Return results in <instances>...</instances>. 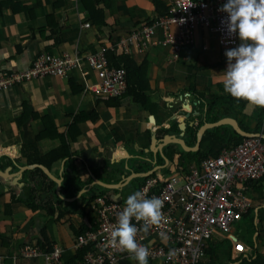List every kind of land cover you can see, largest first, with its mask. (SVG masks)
Segmentation results:
<instances>
[{
  "label": "crops",
  "instance_id": "1",
  "mask_svg": "<svg viewBox=\"0 0 264 264\" xmlns=\"http://www.w3.org/2000/svg\"><path fill=\"white\" fill-rule=\"evenodd\" d=\"M172 1L0 0V72L28 71L41 53L56 56L78 51L86 56L116 47L141 25L166 15ZM85 24L90 25L89 29H83ZM172 32H176L174 27ZM203 34L196 30L192 46L183 48L175 62L170 48L157 44L162 41L161 34L156 37V45L144 53L134 49L127 54L118 49L109 51L130 58L140 68L149 86L146 107L135 103L132 96L118 99V104L105 102L107 99L86 90L77 71L68 78L31 80L0 91V169L16 174L0 176L2 264H38L25 259L12 261L18 248L28 243L46 250L57 244L64 248L63 260L71 261L76 234L93 225L88 206L94 196L126 200L145 178L165 179L180 168L195 165L205 151L201 146L204 132L198 141L196 133L192 140L186 132L197 124L210 123L204 114L206 103L215 100L221 105L227 97L222 83L227 57L216 41V47L207 46ZM86 81L96 82V77L89 73ZM239 103L242 114L257 120L256 106ZM218 108L213 115L223 112L222 105ZM45 116L64 137L70 154L48 167L31 165L23 155V147L32 143L36 144L38 157L58 148L59 139L37 140L44 130L41 118ZM225 118L236 121L232 116ZM71 126L79 131L75 139L68 134ZM254 126L258 128L256 134L264 139V113ZM231 132L225 130L220 145L233 141ZM168 135L192 150L168 144ZM29 166L33 167L19 173ZM37 166L46 168L53 179ZM36 168L49 181L32 173ZM247 189L251 205L231 231L230 237L235 240L212 238L208 245L218 247L211 252L210 261L207 258L201 264H246L244 258L258 256L262 259L259 264H264V177L248 183ZM239 224L245 226L244 232L237 229ZM234 242L244 246L243 253L232 251ZM123 264L138 262L128 258Z\"/></svg>",
  "mask_w": 264,
  "mask_h": 264
},
{
  "label": "built area",
  "instance_id": "2",
  "mask_svg": "<svg viewBox=\"0 0 264 264\" xmlns=\"http://www.w3.org/2000/svg\"><path fill=\"white\" fill-rule=\"evenodd\" d=\"M227 0H173L166 15L145 23L116 43V47L104 48L95 54L80 55L64 52L60 55L41 53L24 72H0V91L31 80L43 78H68L77 71L84 80L87 91L100 98L126 97L129 94L127 74L124 69L113 68L107 61L109 51L120 50L123 54L134 49L144 53L160 44L169 47L172 61L178 59L183 48L192 46L194 33L200 30L215 37L222 55L238 47V34L229 35L222 21L228 14L218 11ZM90 25H83L89 29ZM175 28V33L172 28ZM93 73L96 82L86 79ZM264 177V139L259 136L242 138L236 145H224L217 154L207 157L188 169H178L173 175L162 179L149 176L132 193L144 191L146 198L158 197L163 201L164 220L159 227L153 226L145 235L137 234V243L148 247V263L159 264H200L207 259L206 250L214 237L229 238L235 224L250 208L247 184L258 182ZM131 194V195H132ZM126 200H111L96 195L89 203L93 215L92 227L76 234L72 249L74 258L83 252L80 259L64 261V248L52 244L46 250L39 244L28 243L18 248L12 257L31 260L38 264H123L129 253L108 244L110 232L117 222L118 214L125 207ZM132 223L139 229L143 222L133 218ZM170 239L162 241L160 233ZM174 255L169 256V250ZM234 253H243L240 242L232 245ZM0 264L2 259L0 258Z\"/></svg>",
  "mask_w": 264,
  "mask_h": 264
},
{
  "label": "clouds",
  "instance_id": "3",
  "mask_svg": "<svg viewBox=\"0 0 264 264\" xmlns=\"http://www.w3.org/2000/svg\"><path fill=\"white\" fill-rule=\"evenodd\" d=\"M218 11L228 14L222 23L226 24L229 35L238 34L241 41L238 47L225 51L224 92L237 102L264 108V0H227ZM162 208L161 199L146 198L144 191L129 195L110 232L108 244L128 252L129 258L138 264H148L149 249L137 243L136 238L139 231L147 235L153 226L161 225ZM133 218L143 222L141 228L132 223ZM160 236L165 242L170 239L163 232ZM174 254L170 249L169 256Z\"/></svg>",
  "mask_w": 264,
  "mask_h": 264
},
{
  "label": "trees",
  "instance_id": "4",
  "mask_svg": "<svg viewBox=\"0 0 264 264\" xmlns=\"http://www.w3.org/2000/svg\"><path fill=\"white\" fill-rule=\"evenodd\" d=\"M106 58L111 67L117 68V69H124L126 71L127 86L129 89V94H127V96H132L135 103L140 104L143 107H146L149 101L148 96L146 95V92L148 91L149 86H148V82L145 79V77L141 76L140 68L137 67L133 63V61L128 57L117 56L114 53L108 52ZM106 99L107 100H105V102L107 103H108V100H113L115 101L114 104H118L117 98H106ZM214 99H217V98H214ZM221 105L223 106V109H224L223 112L216 113L213 115L214 113L213 110L219 109L218 106H221ZM221 105H219L218 102H215V100L209 101L208 103L205 104L206 109L204 110V114L208 122L213 123L221 118L232 116L233 118L236 119V122L241 130L247 133H256L258 131L257 126L251 127V125L253 123L261 121L263 113H264V108L256 107L257 112H258V118L257 120H255L251 117H247L244 114H242L241 113L243 109L242 104L237 102L229 94H227V97L223 98ZM203 106L204 105L202 104L201 109L203 108ZM31 115L34 116V114H31ZM41 121L43 123L44 130L41 134H39V136L37 137V140L39 141L40 139H43L45 137L59 139L58 148L48 152L42 157H38V151H37L36 144L32 143V144H28L23 147V155L27 158V162L29 164L31 163V165L36 164V163H41L48 167L51 163H55L63 158H68L70 154H69V151H67L64 137L57 132V128L54 125L51 118L48 116H45L41 118ZM198 127H199V124L193 127H190L186 132L187 135L192 140H194L195 138V133ZM226 129L231 130L229 126H217V127H213V128H210L204 131L201 137V146H203V149H205L206 152L204 151L201 153L200 158L196 159L195 164H198L200 161H202L203 159L207 157L214 156L215 154L218 153L220 148L223 147L224 145H229V144L236 145L237 143L241 141L242 139L241 137L237 136L234 132H231L233 136V139H232L233 141L228 144L220 145V140L224 136ZM74 130H75V133H74ZM76 133L77 135L79 134V131L77 130L76 126H71L70 128H68V134H70L71 139H75ZM31 154H34V157H32ZM32 173L37 174L38 176L43 178V180L45 181H49L47 176L38 168L34 169ZM144 180H146V178ZM82 231L83 230L79 231L78 233ZM216 247H218V245H213L212 248L211 246H209V249L206 250V255L209 261L212 257L213 250ZM82 254L83 252L78 253L77 257L75 258L80 259L82 257ZM75 258H73L71 261H74ZM260 262H262V259L259 256L252 260L247 257L246 259L244 258V263L246 264H259ZM205 264H208V262Z\"/></svg>",
  "mask_w": 264,
  "mask_h": 264
},
{
  "label": "water",
  "instance_id": "5",
  "mask_svg": "<svg viewBox=\"0 0 264 264\" xmlns=\"http://www.w3.org/2000/svg\"><path fill=\"white\" fill-rule=\"evenodd\" d=\"M196 114V113H195ZM150 120H152V118H150ZM229 126L230 129L239 137L241 138H248V137H251V136H259L261 137L260 134H256V133H247L243 130H241L238 126V124L236 123V121L232 118H222V119H219L217 120L216 122H213V123H205L203 125H201L197 131H196V140L198 141L199 137L202 135V133L207 130V129H210V128H213V127H217V126ZM167 141H168V144H177L180 146V148L184 151H189V150H192V148H187L184 146V144L182 143V140L178 139V138H175L174 136H166L165 138ZM162 142H164V140ZM33 166H29V167H23L19 170V173L22 174L25 170H28V169H31ZM39 167L40 169H42L44 171L45 174H47L51 179L52 176L49 174V172L47 171L46 168H44L43 166H37ZM11 175H16V174H8V170H1L0 169V176L1 178H4V177H8V176H11ZM144 176H147L146 174H143ZM55 183H57V180H53ZM109 188H113V189H118L117 185H110ZM230 240L231 241H234L235 238L234 237H230Z\"/></svg>",
  "mask_w": 264,
  "mask_h": 264
},
{
  "label": "rangeland",
  "instance_id": "6",
  "mask_svg": "<svg viewBox=\"0 0 264 264\" xmlns=\"http://www.w3.org/2000/svg\"><path fill=\"white\" fill-rule=\"evenodd\" d=\"M203 39H205L207 42V46H210L211 48L212 47H216V44H215V37L214 36H210V35H206V34H203ZM214 37V38H213ZM237 229L240 230L241 232H244L245 230V226L243 224H239L237 226Z\"/></svg>",
  "mask_w": 264,
  "mask_h": 264
}]
</instances>
